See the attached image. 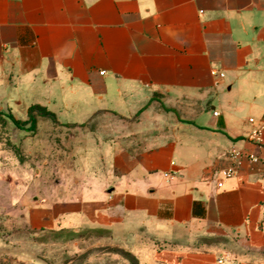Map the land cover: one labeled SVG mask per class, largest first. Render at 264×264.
Returning a JSON list of instances; mask_svg holds the SVG:
<instances>
[{"label": "crops", "instance_id": "1", "mask_svg": "<svg viewBox=\"0 0 264 264\" xmlns=\"http://www.w3.org/2000/svg\"><path fill=\"white\" fill-rule=\"evenodd\" d=\"M33 105L73 130L69 212L176 242L143 264H264L262 178L223 174L264 156V0H0V110Z\"/></svg>", "mask_w": 264, "mask_h": 264}, {"label": "rangeland", "instance_id": "2", "mask_svg": "<svg viewBox=\"0 0 264 264\" xmlns=\"http://www.w3.org/2000/svg\"><path fill=\"white\" fill-rule=\"evenodd\" d=\"M9 114L0 110V264H143L148 248L176 244L136 226L100 227L74 216L67 208L80 194L70 170L73 130L39 125L54 122L48 112L21 127Z\"/></svg>", "mask_w": 264, "mask_h": 264}, {"label": "built area", "instance_id": "3", "mask_svg": "<svg viewBox=\"0 0 264 264\" xmlns=\"http://www.w3.org/2000/svg\"><path fill=\"white\" fill-rule=\"evenodd\" d=\"M101 73L103 74L104 71ZM212 74L218 78L225 76L224 72H220L217 70H213ZM215 114L218 113L215 112ZM249 121L251 123H255L254 118H250ZM247 139L250 142L258 145L264 151V120L261 121L258 125H256L254 128H252L249 131L247 135ZM229 157L231 159V164L228 167H226L223 171V174L226 178H231L236 176L239 172V168L243 163V161L247 160L249 162L250 172L259 173V175L261 176L262 188L264 189V156L262 154L233 148L229 152ZM166 175H168V173H166ZM218 185L222 186L223 182L222 181L218 182ZM223 262H224L223 258L218 259V263H223Z\"/></svg>", "mask_w": 264, "mask_h": 264}, {"label": "trees", "instance_id": "4", "mask_svg": "<svg viewBox=\"0 0 264 264\" xmlns=\"http://www.w3.org/2000/svg\"><path fill=\"white\" fill-rule=\"evenodd\" d=\"M37 110H38V115L35 114V111H37ZM46 112H47V111H46L45 108H43V107H41V106L33 105V106L30 108V110H29V118H28V120H26V121L18 120V119H16L12 114H9V117H10V119L12 120V122H13L15 125L19 126V127H21V125L23 124V122L29 124L30 126H35L36 123H37V118H38V116H39V115L42 116V115H44ZM48 113H49V112H48ZM49 114H50L51 116H54V115H52L51 113H49Z\"/></svg>", "mask_w": 264, "mask_h": 264}]
</instances>
